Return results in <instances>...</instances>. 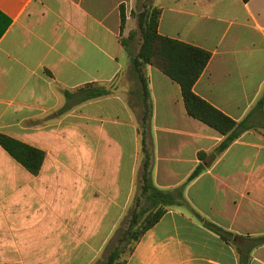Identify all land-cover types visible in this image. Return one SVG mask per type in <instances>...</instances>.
<instances>
[{
	"label": "crops",
	"instance_id": "1",
	"mask_svg": "<svg viewBox=\"0 0 264 264\" xmlns=\"http://www.w3.org/2000/svg\"><path fill=\"white\" fill-rule=\"evenodd\" d=\"M149 5L160 34L211 52L194 92L243 126L225 150L177 82L148 65L145 95L133 73L121 40ZM95 87L108 93L85 98ZM0 133L46 154L32 174L0 145V264H102L150 204L146 159L154 186H184L188 206L127 264H264V0H0Z\"/></svg>",
	"mask_w": 264,
	"mask_h": 264
},
{
	"label": "trees",
	"instance_id": "2",
	"mask_svg": "<svg viewBox=\"0 0 264 264\" xmlns=\"http://www.w3.org/2000/svg\"><path fill=\"white\" fill-rule=\"evenodd\" d=\"M248 1V0H245ZM121 15V28L126 25L124 6ZM162 10L157 6H145L137 14L138 28L142 41L137 52L133 51V42L138 31L133 29L128 37L122 38V45L130 56L133 73L140 79L145 95L148 91L143 68L153 66L177 82L182 94L187 112L217 130L227 135L220 150H225L242 132L243 126L232 120L220 110L195 94L194 86L206 69L211 52L184 41L163 36L159 32ZM93 87V85H89ZM108 93V90L95 87L85 98H96ZM146 97V96H145ZM147 112L148 103H145ZM145 141V140H144ZM0 145L32 174H38L43 166L46 154L44 151L13 139L0 133ZM203 167L199 166L191 175L189 181L198 176ZM184 186L174 191H163L156 188L151 179L150 161L145 160L141 178V195L149 201L144 207L139 203L133 208L127 225L118 236L114 249L102 264H127L134 253L137 244L146 232L151 229L167 213L172 206H188L184 198ZM205 226L217 232L227 242H232L235 236L215 224L202 219ZM248 258H241V264H248Z\"/></svg>",
	"mask_w": 264,
	"mask_h": 264
},
{
	"label": "rangeland",
	"instance_id": "3",
	"mask_svg": "<svg viewBox=\"0 0 264 264\" xmlns=\"http://www.w3.org/2000/svg\"><path fill=\"white\" fill-rule=\"evenodd\" d=\"M143 9H138L137 13H135L136 15L141 12ZM134 21H135V30L138 31L137 37L135 38L134 42H133V50L134 52H137L139 50L141 41H142V37L138 28V19L137 16L134 17Z\"/></svg>",
	"mask_w": 264,
	"mask_h": 264
}]
</instances>
